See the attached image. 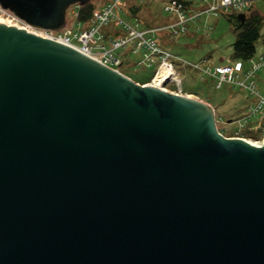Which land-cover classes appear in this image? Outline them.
<instances>
[{
	"label": "water",
	"instance_id": "95a60500",
	"mask_svg": "<svg viewBox=\"0 0 264 264\" xmlns=\"http://www.w3.org/2000/svg\"><path fill=\"white\" fill-rule=\"evenodd\" d=\"M90 1L0 5L58 31ZM189 95L0 23V264H264V141Z\"/></svg>",
	"mask_w": 264,
	"mask_h": 264
},
{
	"label": "rangeland",
	"instance_id": "374dc122",
	"mask_svg": "<svg viewBox=\"0 0 264 264\" xmlns=\"http://www.w3.org/2000/svg\"><path fill=\"white\" fill-rule=\"evenodd\" d=\"M189 12L198 11L201 7V0H190ZM195 1V2H193ZM254 2L253 8L264 13V0ZM108 0H93L90 4L94 10L101 9ZM167 0H122L121 5L114 10L116 16L110 17L101 28V33L107 35L116 31L122 32V28L116 22V17H122L129 24L138 22L140 29H154V26L174 21L175 17L164 10ZM258 2V3H257ZM143 3L137 13L138 17L130 14V7H136ZM145 3V4H144ZM72 7L67 11V26L73 27L74 31H79V27H89L92 24V18L77 23ZM131 11V10H130ZM239 12H248V9ZM238 11L231 9L229 12L220 13L218 16L198 17L194 23H188V30L176 36L169 32H157L155 39L158 45L167 50L171 56L162 63L161 57L148 55L150 65L139 63L146 54L145 50L134 54L129 51L130 48L122 49L119 53L122 64L118 67L119 71L138 78L141 82L150 83L155 78L161 68V65H170L175 75L180 80V86L183 93L191 94L210 103L215 110L216 125L218 130L225 136H239L252 142L264 140V110L255 111L249 118L243 120L256 104V98L249 94V91L234 86L232 84H223L220 87L215 86V78L207 71V68L219 64L237 65L235 59L231 58L233 42L236 35L234 29ZM246 16V15H245ZM80 17V16H79ZM156 23V25H152ZM198 26V28H196ZM124 31L118 35H122ZM127 33V32H126ZM262 35L264 29L261 28ZM262 37V36H261ZM260 37V38H261ZM261 39L256 43V54L251 59H257L264 55V39L261 49ZM239 64V62H238ZM241 65V63H240ZM248 68L247 65L241 66ZM262 79V80H261ZM256 87L264 92V66L255 73ZM262 83V84H261ZM167 90L176 91L178 85L173 82H164Z\"/></svg>",
	"mask_w": 264,
	"mask_h": 264
},
{
	"label": "built area",
	"instance_id": "2783aa9c",
	"mask_svg": "<svg viewBox=\"0 0 264 264\" xmlns=\"http://www.w3.org/2000/svg\"><path fill=\"white\" fill-rule=\"evenodd\" d=\"M121 1L122 0H108L107 4L101 9H93L90 16L92 18V24L86 28L79 27L81 28L79 31H74L73 27H68L67 22L65 26L58 31L32 27L16 16L12 11L3 8L1 5L0 23L24 28L37 35L60 41L77 48L79 51L81 50L86 53V55H89L90 57H93L118 70V67L122 64V59L119 55L122 49L130 48L129 51L134 54L145 50V57L139 63L150 65L151 63H149L148 55L151 57L159 55L162 63L165 64V60H167L171 54L158 45L155 39L157 32L167 31L171 35L176 36L186 32L188 30L187 24L194 23L198 17L209 15L218 16L220 13H227L231 9L239 12L251 8L253 3L259 0H201V7L198 11L192 13L189 12V4H185L181 0H167L163 9L171 14L172 18L175 17L174 21H170L168 23L166 22L165 24L154 26V29L152 28L146 30L138 28V22H134L135 24H129L122 17H116V22L123 29L122 32L124 31V33L122 35L105 36L100 32L101 28L106 24L110 17L116 16L114 10L116 7L118 8L119 5H121ZM81 6L82 5L79 4L71 6L72 12H74L75 18L78 20V24L82 22L79 19V9ZM196 28H198V26ZM263 66L264 55L262 54L257 59H250L248 68H242L238 63L237 65L223 63L214 65L211 69L207 68V71L215 78L216 87H220L223 84H232L248 90L249 94L256 98V104L251 109L249 114L243 118L244 121L253 115H250V113L264 110V92L260 91L256 87L254 80L255 73ZM167 80L177 84L178 91H182L180 80L176 77L175 73Z\"/></svg>",
	"mask_w": 264,
	"mask_h": 264
},
{
	"label": "trees",
	"instance_id": "16d2710c",
	"mask_svg": "<svg viewBox=\"0 0 264 264\" xmlns=\"http://www.w3.org/2000/svg\"><path fill=\"white\" fill-rule=\"evenodd\" d=\"M185 4L192 3L190 0H181ZM143 3H139L136 6L130 7V14L138 17L137 11L143 7ZM145 4V3H144ZM94 7L89 3L82 5L80 7L79 19L81 21H86L90 18L92 10ZM244 21H240L236 18V23L234 29L236 30L235 39L233 42V49L231 58L235 60L249 61L256 54V42L262 36L261 28L264 25V13L257 11L253 6L248 9V12H245ZM156 25V23L152 24ZM122 32L116 31L113 34L118 35ZM112 34L109 32L107 35Z\"/></svg>",
	"mask_w": 264,
	"mask_h": 264
},
{
	"label": "bare ground",
	"instance_id": "6f19581e",
	"mask_svg": "<svg viewBox=\"0 0 264 264\" xmlns=\"http://www.w3.org/2000/svg\"><path fill=\"white\" fill-rule=\"evenodd\" d=\"M77 49V48H75ZM81 51V50H80ZM82 53H84L83 51H81ZM86 54V53H84ZM175 72H173L172 68L170 65H162L160 70L158 71V73L156 74L155 78L152 80V84L153 85H156L158 87H161V88H164V85H163V82L165 81H168L167 79L170 78L171 76L174 75ZM177 93H180V94H185L187 95L186 93H183L182 91H178V89L175 91ZM191 96V95H189ZM193 97V96H191ZM250 141V140H249ZM252 142V141H251ZM252 143H256V144H260L261 142H252Z\"/></svg>",
	"mask_w": 264,
	"mask_h": 264
},
{
	"label": "crops",
	"instance_id": "0c3cea01",
	"mask_svg": "<svg viewBox=\"0 0 264 264\" xmlns=\"http://www.w3.org/2000/svg\"><path fill=\"white\" fill-rule=\"evenodd\" d=\"M192 2V1H191ZM193 2H195V1H193ZM258 2H261V1H258ZM257 2V3H258ZM263 29H264V25H263V27H262ZM261 40V49H262V46H263V39H264V34L262 35V37L260 38ZM257 43V42H256ZM257 52V51H256ZM237 63L239 62V64L241 63V66H244L245 67V65H247L248 63H249V61H243V60H235ZM262 80V79H261ZM262 84V83H261Z\"/></svg>",
	"mask_w": 264,
	"mask_h": 264
}]
</instances>
